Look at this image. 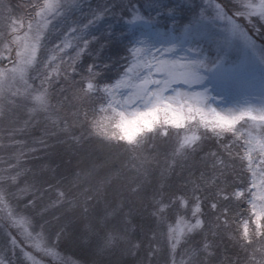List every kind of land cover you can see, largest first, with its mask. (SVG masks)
<instances>
[{"label":"rangeland","instance_id":"1","mask_svg":"<svg viewBox=\"0 0 264 264\" xmlns=\"http://www.w3.org/2000/svg\"><path fill=\"white\" fill-rule=\"evenodd\" d=\"M87 1L0 0V247L12 250V264H141V259L149 264H229L219 252L232 246L237 230L244 238L251 228L264 232V43L245 26L264 25V0H226V4L223 0H171L173 6L167 5L168 0H156L155 6L144 0H113L115 8L123 6L120 11L108 6L107 14L106 9L97 10L81 22L76 9ZM139 2L147 6V13L156 11L145 14ZM124 8L127 14L122 13ZM119 12L134 30L133 60L120 77L98 89L103 102L83 113L94 97L99 72L93 73L92 64L87 67L81 57L109 50L110 44L121 39L124 25L115 21ZM77 67L92 73L83 74L74 86ZM66 78L72 85L60 86ZM68 120L84 130L83 137L103 136L100 139L114 140L121 147L126 143L130 172L117 170L97 188L95 207L110 211L95 217L86 216L92 206L83 197L93 192L88 183L68 189L55 186L56 172L60 175L65 170L73 176L79 171L84 152V147L70 143L58 145L55 151V128L59 125V135L67 136L69 131L61 123ZM159 129L178 135L175 150L180 153L213 138L220 157L232 155L235 160L236 169H231L240 182L231 193L241 205L244 202L246 212L239 213L236 229L231 224L223 230L226 236L221 244L201 254L187 251L192 248L188 244L178 248L194 226L182 217L174 224L163 222L164 210L179 196L180 177L164 183V175L146 158L148 154L136 159L137 151L132 150L154 140L151 134L159 135ZM63 151L74 164L55 172V160ZM91 171L84 175L99 174ZM111 179H121L133 188L127 191L128 197L134 195L142 202L136 213L145 215L135 230L149 238L159 226L165 239L159 243L169 250L168 262L160 251L140 252L130 230L121 231L122 224L111 221L115 211L128 213L125 189L112 190ZM96 180L100 185L102 179ZM232 204L234 209L237 204ZM155 211L158 223L152 225L149 216ZM137 214L131 212L130 217L138 219ZM49 218L50 227L55 228L53 239L48 225L40 224ZM249 245L251 250L257 248ZM261 251L252 264H264L263 243Z\"/></svg>","mask_w":264,"mask_h":264},{"label":"trees","instance_id":"2","mask_svg":"<svg viewBox=\"0 0 264 264\" xmlns=\"http://www.w3.org/2000/svg\"><path fill=\"white\" fill-rule=\"evenodd\" d=\"M154 1L156 0H144V3L153 5ZM223 1L226 4V0ZM111 2L112 4H110ZM144 3L142 4V2H139V6H141V10L145 14L151 15L156 11L155 9H153L147 13L148 10L145 8L147 6H144ZM172 3L173 2L171 0L167 1L168 6H173ZM84 4L85 5H82L81 8L76 9V15L80 17L81 22H85L87 19H89L90 16L97 14V10H101L103 12V10L106 9L104 12L107 14L109 11H111L108 10V6H110L113 10L119 9V6L116 8L113 6L115 4L113 0H89ZM175 4H177V2ZM153 6H155V4ZM126 7L131 6L130 4H128L126 5ZM122 8L123 6L119 9V11ZM178 8L179 7L177 6L176 9ZM126 11V8H124L122 10V13L127 14ZM117 14H120V18L115 20ZM117 14H114L112 17L113 20H115L120 26L124 25L121 30L125 31V33L121 36V39L119 41H115V44H110L109 50L102 49L100 52H98L97 50L96 52H92V54L87 53L81 57L82 60L86 61L87 67L89 64H92L91 71L93 73H95V69L99 72V76L96 75V79L94 81V92H92L94 97L90 100L88 105L89 107L85 105L82 108L83 113H85L86 110L90 112L91 109H94L98 105V101L103 102V99L100 98L102 96V92L98 91V89L100 90V88L108 86L111 82L120 77V75H122L128 67L129 63L133 60L132 50L134 49V38L132 36V33L134 32V30L130 29V27H128V24L125 23L121 12ZM163 23L166 24V22ZM260 24L261 25H258V23L256 22L253 29L252 24L250 23H246L245 26L247 30L251 31V33H253L257 39L264 43V25H262V23ZM117 26L118 25H115V27ZM174 27L177 28L176 25H174ZM82 67L85 68V65L82 64ZM92 72H89V70L87 69L86 74L77 67L74 71V74L72 75L73 85L75 86L74 83L77 82L83 74L84 76H90V73ZM68 85H72L71 79L69 78H66L65 81H62L60 83V86L63 87H67ZM81 88L82 90L84 89L83 84H81ZM78 112L80 113V110H78ZM61 124L65 125V127H67V131L69 132L67 136L65 134L62 136L59 135L60 127L59 125H57V127L55 128V144H57V146H55V151L59 148L58 145L65 143L68 146V143H70L74 144L77 147H84V152L82 155V159L78 162L79 171L73 176L69 174V172H65V170L63 171L64 173L61 171V169H69L70 164L73 163L72 161H68V156L67 154H64V151L62 152L61 157H59V160H55V172H62L60 175L56 172L55 186L68 189L78 184L88 183L91 186V190H93V192L89 194V196L85 194V196L83 197L87 200L86 204H91L92 206L87 211L86 216L95 217L96 215L98 216L99 214L106 212V210L110 211L108 208L105 209L104 207H95L98 205L99 201L97 188L102 187L103 184L111 177V175L114 174L113 172L117 173V170L118 173L122 171L124 173L130 172L128 171V169L130 168L126 163L127 157L129 156L126 153V143H122L121 147L116 143L114 144V140L112 141L111 139H107L106 141H104L103 139H100L103 136H97L95 139L90 137H83L85 134L82 131L84 130H82L81 128L79 129V126L76 123H70V121L68 120L67 123ZM71 124L75 127L72 128V126H69ZM33 133L36 136L39 134V132L37 131H33ZM153 136H155L154 140L150 139V141H145L142 144L138 143L140 145H138L137 147L133 146L132 150L134 151V153L135 151H137V153H135L137 154L135 157L136 159L143 158V154H148L146 158H150L154 166L157 169L161 170L160 174L164 175V183L165 181H167V179H170L168 182L170 183L174 182V180H176L177 178L179 180L180 177L178 184L179 190L175 189L177 192H180L179 196L175 201L170 203V206L168 208L164 210V213H166V220L163 221L166 224H174L177 218L182 217L184 218L185 223L194 226V230L186 233L184 239L178 245V248H180V246H185L186 244H188L192 248H187V251L193 250L195 254H201L202 251L207 247L211 248L213 244H221L223 236H226L222 233L223 230H226L231 224H233L236 229V227L239 225V222L237 223V217H240L239 213L246 212L242 209L244 202L242 201L243 205H241V200L239 201L238 199H235L233 197V194L231 193L234 185L236 186L240 182L238 176L235 175V170L233 172L231 169V167H235L236 169L234 158L232 157V155H225L223 156V158L221 155L220 157L219 152H221V149L217 145H215V139L213 138H206L207 142L205 141L202 144H195V146L189 149H185V151L180 153L179 151L175 150L179 146V142L177 140L178 135H174V132L170 131V129L164 133L159 129V135H157L154 131L151 134V137ZM97 140H101L102 143H97ZM80 143L82 145H78ZM171 144H174V149L170 147ZM95 145H99V148L93 150L91 148H88ZM167 146L169 148H167ZM164 147L166 148L163 152H161ZM147 148L149 149L144 152ZM60 149L62 148L60 147ZM182 154L186 155L185 159H181L178 157ZM77 159L78 157H76V161ZM178 160V163H180L179 165L177 163ZM124 165L125 170L123 169ZM212 165L216 168H213ZM103 169L108 170L102 172ZM90 170H92L91 172L93 173L99 172V174H97L95 177L84 175L89 173ZM176 174H178L177 177H175ZM158 175L159 174L156 173V176ZM98 177L102 179L100 185L96 180V178ZM60 183H64V187H60ZM124 183L121 179H111L109 181V185H111L109 187H115L112 190H118V192L120 193L123 191L117 188H121L122 190L125 189L124 194L126 195L125 199L127 200V202L124 205L128 210L127 214L124 213V210H120L118 212L115 211L111 216V221H117V225L121 223L124 227L121 231L130 230L128 234L132 235V241L138 242L137 246L140 249V252L145 255H149L150 251H158V254L160 251L163 261L168 262L169 250L164 249L165 246H161L159 243L160 240H165L164 238H162L163 236H160L159 230H157L160 229L159 226L156 228L155 234L150 235L149 238L145 236L141 237L140 234L138 235V230H135L136 227H138L136 226L137 223L142 224V216H145H140V214L136 213L137 209L139 210L141 208L142 202H138V198L133 194V197L131 199L128 197L127 191L132 192L134 190L132 187L129 188V185H126ZM55 194V199H58L59 196L56 191ZM162 195H165V193H163ZM172 195L173 194L170 193L169 198ZM141 200H144L143 197ZM232 203H236L238 207L236 206L233 209L234 205ZM131 212H133L135 216L137 214L138 219L131 218ZM154 213L155 214L149 216V221L152 225H154L153 221L158 223V220L155 217V215L158 216V211H155ZM53 216L54 215H52L51 218H53ZM51 218H49L47 222H40V224L48 225L49 232L51 233L50 237L51 239H53L55 238V228H53V226L50 227L51 224L48 223ZM3 221L5 222V220ZM3 221H1V224H4ZM125 221L126 223H124ZM57 230L58 229H56V231ZM163 232L161 231V233ZM261 236H263L262 239ZM234 240L235 242L230 244L232 245L230 247L232 250L230 248L225 249L224 247L223 251L219 250V255L222 258H225V260L227 259V262L229 264H243L244 261L248 262V264H252V261L259 255V253H262L261 248L262 243L264 247V232L259 234L253 228H251L249 234H247V238H244L240 231L238 232L237 230V236ZM249 244H252L254 246L257 245V248L251 250ZM151 246H154L156 249L150 250L149 247ZM115 252L116 249L114 253ZM180 252L181 251H177L175 254L179 255ZM114 253L111 254L114 255L115 258L117 255ZM12 254V250H7L5 246L0 247V264H12ZM128 258L129 261H134L135 259L133 257ZM141 260V264H149V262H147V259ZM121 264L123 263L121 262Z\"/></svg>","mask_w":264,"mask_h":264}]
</instances>
